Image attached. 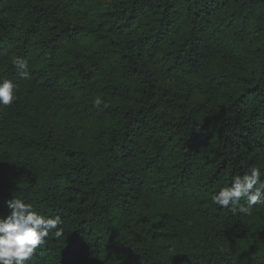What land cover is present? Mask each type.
Wrapping results in <instances>:
<instances>
[{"label":"trees","instance_id":"16d2710c","mask_svg":"<svg viewBox=\"0 0 264 264\" xmlns=\"http://www.w3.org/2000/svg\"><path fill=\"white\" fill-rule=\"evenodd\" d=\"M0 77V216L66 237L28 264H264V206L211 202L264 170V0H0Z\"/></svg>","mask_w":264,"mask_h":264},{"label":"clouds","instance_id":"9594fccd","mask_svg":"<svg viewBox=\"0 0 264 264\" xmlns=\"http://www.w3.org/2000/svg\"><path fill=\"white\" fill-rule=\"evenodd\" d=\"M12 63L21 79L30 78L26 58L15 56ZM16 88L12 80L0 77V106L14 104ZM103 104L100 97L93 101L97 108ZM211 202L234 215H252L254 206H264V170L250 166L242 175L231 176L224 186L211 194ZM5 203L8 213L0 216V264H28L50 235L66 238L61 216L45 215L21 198H12Z\"/></svg>","mask_w":264,"mask_h":264}]
</instances>
